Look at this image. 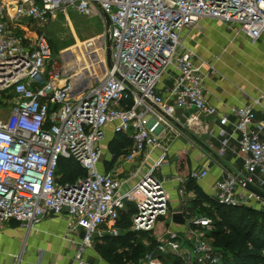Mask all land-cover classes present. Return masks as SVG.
Wrapping results in <instances>:
<instances>
[{"label":"built area","instance_id":"built-area-1","mask_svg":"<svg viewBox=\"0 0 264 264\" xmlns=\"http://www.w3.org/2000/svg\"><path fill=\"white\" fill-rule=\"evenodd\" d=\"M69 8L85 16L96 11L109 16L102 40L106 51L111 49L110 59L102 58L105 47L95 39L53 56L45 26ZM206 18L236 25L256 41L264 35V0H0V91L10 90L14 98L10 112L0 113V229L11 220L32 228L46 215L67 211L70 225L81 233L82 255L96 237L121 233V214L130 203L135 208L130 229L150 232L156 240L140 263L164 264L167 254L187 264L223 263V251L206 235L210 217L192 218L184 231L158 229L171 202L166 180L155 172L168 164L166 152L144 174L139 165L133 173L139 178L126 192L121 191L124 180L100 169L101 141L110 123L116 132L131 134L126 161L163 146L171 120L190 129L201 126V115L231 123L208 102L205 62L183 38L186 29ZM179 107L194 111L183 121L176 116ZM232 112L237 116L232 133L224 127L219 131L220 154L236 135L244 164L215 182L211 196L221 204L256 207L252 202H257L264 208V198L243 183L264 187V121H255L251 105ZM63 156L75 158L86 173L63 182ZM208 174L205 167L192 170L190 177ZM77 264L91 263L80 256Z\"/></svg>","mask_w":264,"mask_h":264},{"label":"crops","instance_id":"crops-1","mask_svg":"<svg viewBox=\"0 0 264 264\" xmlns=\"http://www.w3.org/2000/svg\"><path fill=\"white\" fill-rule=\"evenodd\" d=\"M68 11L77 12L73 8ZM96 11L95 15H98ZM94 16V15H93ZM185 43L193 48L205 62L204 71L208 76L204 81V90L208 102L214 105L220 114H227L230 124L222 125L220 118L213 115H201V126L190 129L171 120L173 128L169 129L163 146L148 148L136 159L126 161V154L116 157L110 150V144L117 132L114 123L105 127L102 138L103 155L100 169L113 173L123 181L121 191L126 192L139 178L134 171L140 165V175L148 172L166 152L168 164L156 167L155 172L166 180V186L171 193L170 210L161 218L157 227L159 230L171 228L184 231L189 220L201 217L194 203L197 198L198 186L211 196L212 186L229 173H237L243 168L244 159L238 155V143L235 136L230 137L228 149L224 155L220 154L222 136L220 128L224 127L230 134L233 130L232 122L237 116L232 112L234 107L251 105L255 112V121H264V35L252 41L248 36L238 31L236 25L219 19L206 18L183 33ZM90 40V39H88ZM171 85L170 81H166ZM160 93L167 94L166 88H159ZM261 103H257L256 100ZM183 108H177L176 116L184 121ZM208 125L209 128L206 129ZM130 138V132H123ZM197 135L209 149L200 145L193 135ZM264 140V130L262 132ZM130 145L128 150H131ZM208 167L209 174L204 179L191 178L194 169ZM187 178L181 182L179 178ZM126 186V188H125ZM183 187L184 192H180ZM125 188V190H124ZM264 189V187H263ZM256 207L257 202H252ZM134 206L129 203L130 217ZM175 212H183L185 222L173 219ZM72 217L67 211L59 215H46L42 221L32 228H28L16 220L5 223L0 229V264H77L80 256L91 264H142L140 262L116 263L106 259L93 245L79 255V241L81 233L74 230ZM120 226V224H119ZM166 255L163 263L166 264Z\"/></svg>","mask_w":264,"mask_h":264},{"label":"trees","instance_id":"trees-1","mask_svg":"<svg viewBox=\"0 0 264 264\" xmlns=\"http://www.w3.org/2000/svg\"><path fill=\"white\" fill-rule=\"evenodd\" d=\"M133 139L123 132H117L110 144V150L116 157L129 152ZM131 146V148H132ZM59 173L63 182L75 181L86 173L82 165L73 157L63 156L59 161ZM197 198L195 207L201 216L212 219L214 230L209 240L224 253L222 264H264V208L247 204L226 205L217 202L198 186H195ZM207 202H210L208 206ZM227 209H231L228 213ZM243 211V212H241ZM241 214H238V213ZM124 221V223H123ZM130 211L123 212L119 221L121 233L117 236L106 234L96 237L97 250L109 261L138 263L156 244L150 232L130 229ZM20 223V222H18ZM148 234L149 242L136 241L134 234ZM166 264H187L182 258L166 255Z\"/></svg>","mask_w":264,"mask_h":264},{"label":"rangeland","instance_id":"rangeland-1","mask_svg":"<svg viewBox=\"0 0 264 264\" xmlns=\"http://www.w3.org/2000/svg\"><path fill=\"white\" fill-rule=\"evenodd\" d=\"M105 28V19L101 14L85 16L73 11H59L55 16V19L50 24L45 26L44 31L52 44L53 56L60 58V51L64 52L72 49L76 50L78 46H82V44H84V42H86L88 39H95L100 45H103L104 41L102 40V34L105 32ZM103 47H105V52L102 50H100V52L102 54V58L106 60V46L103 45ZM100 76L102 75L100 74ZM13 100V94L10 92V90L0 91V113L3 112L8 114L12 108ZM157 173L159 174V172ZM207 204L210 206V202H207ZM230 211L231 209H227L228 213ZM238 214L241 213L239 212ZM213 230L214 225L207 228L206 231V235L210 240H212L210 235ZM134 235L137 242L141 241L148 244V234L137 233ZM96 244L101 243L100 241H97Z\"/></svg>","mask_w":264,"mask_h":264},{"label":"water","instance_id":"water-1","mask_svg":"<svg viewBox=\"0 0 264 264\" xmlns=\"http://www.w3.org/2000/svg\"><path fill=\"white\" fill-rule=\"evenodd\" d=\"M105 19H106L107 25L109 26L110 25V18H109V16L107 14H105ZM107 57H108V59H110V57H111V49H110V47H108V49H107ZM193 138L200 145H202L203 147L209 149V146L201 138H199L197 135L194 134ZM243 183L245 184V187L248 190H250V191L254 192L255 194H257L258 196L264 198V189L263 188L255 185V184H253V183H251L249 181H246V180H244ZM173 219L176 222L184 223L185 222L184 213L183 212H175L173 214Z\"/></svg>","mask_w":264,"mask_h":264}]
</instances>
